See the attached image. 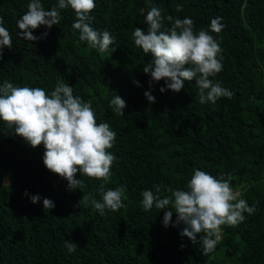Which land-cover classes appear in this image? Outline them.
I'll list each match as a JSON object with an SVG mask.
<instances>
[{"label": "trees", "instance_id": "16d2710c", "mask_svg": "<svg viewBox=\"0 0 264 264\" xmlns=\"http://www.w3.org/2000/svg\"><path fill=\"white\" fill-rule=\"evenodd\" d=\"M30 2L0 0V17L12 38L0 60V86L8 81L50 95L60 81L72 86L74 96L91 101L97 124L106 122L116 132L107 150L116 160L105 191L123 185L126 192L124 207L101 215L91 200H102L103 181L78 171L81 184L69 190L67 180L45 167L43 145L30 147L0 120V264H264V0H94L91 26L115 38L103 53L79 39L70 7L58 8L59 24L32 33L47 32L46 38L22 39L16 21ZM41 3L50 10L58 0ZM152 7L165 17L161 30L171 27L168 16L188 17L195 34L203 29L219 42L223 68L210 79L233 92L231 99L201 105L194 80L184 81L180 92L161 93L164 80L150 88L142 68L152 58L135 46L132 32L147 30ZM216 17L224 25L219 33L210 30ZM146 91L155 103L148 102ZM116 94L126 101L124 116L109 107ZM194 170L231 174L237 199L256 209L245 212L237 226L222 225L207 255L199 243L180 236L183 225L172 226L175 212L165 227L170 209L153 206L145 212L140 204L142 191L155 192L154 185L161 186V198L171 196L169 188L187 190ZM32 195L41 200L33 204ZM84 196L89 200L78 204ZM44 198L55 207L44 208ZM66 240L79 245L75 252H68Z\"/></svg>", "mask_w": 264, "mask_h": 264}, {"label": "clouds", "instance_id": "9594fccd", "mask_svg": "<svg viewBox=\"0 0 264 264\" xmlns=\"http://www.w3.org/2000/svg\"><path fill=\"white\" fill-rule=\"evenodd\" d=\"M69 7L75 12L76 20L72 28L79 30V39L101 53L108 51L115 38L108 30L101 32L91 26L94 17L89 13L96 7L94 0H58V5L50 10L44 8L41 0H31L27 12L16 21L17 28L21 30L18 35L31 42L46 38L47 32L41 36L32 33L40 26L51 29L59 24L58 8ZM176 10L181 11L182 7L178 5ZM164 19L161 10L152 7L145 17L147 30L136 27L132 32L135 46L152 58L142 68L150 76V88L153 83L164 80V86L159 89L161 93L166 90L180 92L184 81L194 80L199 89L198 102L201 105L214 104L221 97L231 99L233 92L210 79L223 68V57L218 59L222 52L219 42L203 29L195 34L191 18L173 21V17L168 16L171 27L161 30ZM221 20V17L211 20L212 32L219 33L223 29ZM3 24L4 19L0 17V60L3 59L4 48L12 47L10 32ZM133 83L140 86L139 81L134 80ZM144 96L150 104L155 103L151 91H146ZM126 106V101L118 94L109 103L113 112L120 116H124ZM0 120L5 122L7 128L13 129L12 135L21 137L30 147L43 145L45 167L67 180L69 190H76L81 184L80 179L75 178L78 171L81 175L103 181L99 187L102 200H91L101 215H104L105 209L117 211L124 207L122 197L126 192L125 186L107 191L104 188L116 160L107 151L114 145L116 132L106 122L97 124L91 101L84 102L81 97L74 96L72 86L58 81L49 95L39 87H14L5 81L0 86ZM230 180L231 174L227 178L224 175L214 177L205 171L194 170L186 184L187 190L173 191L169 188L171 196L161 198V186L154 185L155 192L142 191L140 204L145 212L153 206L161 210L170 209L163 216L165 227L172 223L175 212L176 220L172 226L183 225L180 236L187 237L193 245L199 243L202 254L207 255L215 249L222 225L237 226L244 221L245 212L254 214L256 211L255 206H249L246 200L237 199V194L230 187ZM24 195H28L27 191ZM30 200L35 204L41 197L32 195ZM81 200L87 202L89 197L84 196L78 204ZM43 207L52 209L55 205L52 200L44 198ZM78 246L65 241L69 253L75 252Z\"/></svg>", "mask_w": 264, "mask_h": 264}, {"label": "rangeland", "instance_id": "374dc122", "mask_svg": "<svg viewBox=\"0 0 264 264\" xmlns=\"http://www.w3.org/2000/svg\"><path fill=\"white\" fill-rule=\"evenodd\" d=\"M234 192V191H233ZM235 194H237V192H234ZM219 238H220V235H219Z\"/></svg>", "mask_w": 264, "mask_h": 264}]
</instances>
